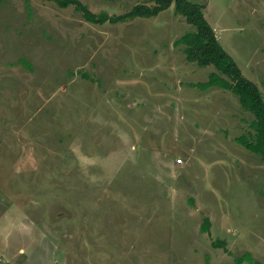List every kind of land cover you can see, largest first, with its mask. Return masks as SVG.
<instances>
[{"label": "rangeland", "instance_id": "374dc122", "mask_svg": "<svg viewBox=\"0 0 264 264\" xmlns=\"http://www.w3.org/2000/svg\"><path fill=\"white\" fill-rule=\"evenodd\" d=\"M189 1L264 98V0ZM194 30L174 4L114 25L0 0V264H264V162L235 141L252 114L196 87L218 71L175 44Z\"/></svg>", "mask_w": 264, "mask_h": 264}, {"label": "trees", "instance_id": "16d2710c", "mask_svg": "<svg viewBox=\"0 0 264 264\" xmlns=\"http://www.w3.org/2000/svg\"><path fill=\"white\" fill-rule=\"evenodd\" d=\"M54 2L60 8L72 6L80 12L86 22L94 24H118L136 17L150 18L157 16L160 12L168 9L174 4V12L184 17L187 23L195 27L194 31L187 32L181 36L175 44L184 45L186 59L195 62L198 66L212 65L218 72L209 74L205 82H199L196 87L205 91L211 87H219L230 90L238 98L241 107L252 114V120L248 123L250 132L235 138V141L248 151L260 156L264 162V98L255 83L244 77L232 59L223 49L214 34L209 23L204 19L203 6L189 0H145L146 4L139 3L128 12L120 15L109 16L105 12L93 13L79 0H47ZM147 3H151L148 5ZM20 63L30 67L23 59ZM209 229V220L206 218L202 231ZM215 248H224L223 241L212 243ZM254 262L249 252L235 259V264Z\"/></svg>", "mask_w": 264, "mask_h": 264}]
</instances>
